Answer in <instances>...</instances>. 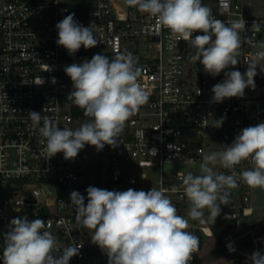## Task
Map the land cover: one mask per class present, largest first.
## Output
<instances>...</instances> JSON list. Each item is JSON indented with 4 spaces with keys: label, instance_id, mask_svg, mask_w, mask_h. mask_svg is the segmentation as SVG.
Segmentation results:
<instances>
[{
    "label": "built area",
    "instance_id": "built-area-1",
    "mask_svg": "<svg viewBox=\"0 0 264 264\" xmlns=\"http://www.w3.org/2000/svg\"><path fill=\"white\" fill-rule=\"evenodd\" d=\"M210 10L224 22L240 17L247 22V29L241 33L239 63L224 70L243 74L255 52L248 41H264V17L248 15L244 0H216ZM72 13L83 26L96 25L98 43L89 49L81 46L69 55L56 44L55 26ZM253 21L259 25V32L251 30ZM197 35L203 33L194 32L192 38ZM192 51L155 17L127 6L124 0H0V264L9 222L25 215L29 220H44L45 230L57 237L59 248L81 246L69 264L108 262L106 253L91 243L90 231L80 228L70 205L74 190L87 204L86 189L91 180L85 167L94 158L98 169L106 165L109 183L138 191L162 189L177 214L188 218L190 205L183 194L182 176L199 174L204 153L223 151L243 128L264 123V60L257 65L254 90L247 88L243 97L213 103L211 89L225 78L224 72L215 77L207 74L199 61L189 58ZM121 52L133 54L141 70L138 82L148 100L125 123L117 137L119 145H105L99 151L85 145L74 159L65 160L63 153H57L46 160V141L33 128L28 112H41L58 127L71 128L76 116L68 98L71 91L62 82V78L70 79L64 68L91 60L94 54L115 57ZM251 167L245 160L235 166V172ZM146 169L158 171L156 181L149 179ZM215 170L231 174L219 165ZM229 191V203L221 205L214 225L189 219L187 230L194 235L199 231L201 246L191 253L187 264H209L200 249L206 246L204 238H217V230L221 233L217 246L227 263L215 264H248L247 257L253 251L264 253V215L259 222L260 235L254 233L257 222L239 233L243 220L263 214L264 202L258 204V200H264V188L239 181V186ZM204 211L207 217V209ZM248 237L253 244L249 255L241 251Z\"/></svg>",
    "mask_w": 264,
    "mask_h": 264
},
{
    "label": "clouds",
    "instance_id": "clouds-1",
    "mask_svg": "<svg viewBox=\"0 0 264 264\" xmlns=\"http://www.w3.org/2000/svg\"><path fill=\"white\" fill-rule=\"evenodd\" d=\"M124 3L155 17L177 41H186L193 50L189 58L199 61L207 74L215 77L224 72L225 78L211 89V102L243 97L245 89H255L257 65L264 60V41H248L255 52L243 74L239 70L224 71L239 63L241 33L247 29L243 17L221 21L202 0H124ZM74 15L65 16L55 26L56 44L69 55H74L81 46L89 49L98 43L96 25L90 23L85 27ZM251 30L260 31L256 21ZM197 31L203 35L192 38ZM64 72L72 81L68 98L91 119L73 130L58 127L51 118L42 117L41 112L29 111L33 128L46 141V160L57 153H63L65 160L74 159L85 145L98 151L105 145L117 147V137L125 123L148 100L138 82L141 70L133 54L121 52L111 60L103 54H94L91 60L66 66ZM219 121L218 127L223 118ZM245 160L252 167L236 173L235 166ZM217 165L231 174L217 172ZM239 181L249 187L264 188V123L243 128L223 151L204 154L199 174L188 172L182 176L183 194L190 205L188 218L177 214L164 190L153 187L145 192L89 186L87 204L85 197L74 190L70 205L80 228L90 231L91 243L106 253L108 264H187L191 253L200 246L199 238L187 230L189 219L214 225L221 205L229 203V190L237 188ZM45 228L46 222L40 218L29 220L27 215L13 218L4 234L2 264H69L72 257L79 255L81 246L61 249L57 237ZM247 262L264 264V253L253 251Z\"/></svg>",
    "mask_w": 264,
    "mask_h": 264
},
{
    "label": "rangeland",
    "instance_id": "rangeland-1",
    "mask_svg": "<svg viewBox=\"0 0 264 264\" xmlns=\"http://www.w3.org/2000/svg\"><path fill=\"white\" fill-rule=\"evenodd\" d=\"M203 1H204V5H206L209 9L214 8V6L216 4V0H203ZM244 7H245L248 15H250L252 17H256V18H263L264 17V0H244ZM62 82H64V84L67 85L65 87V89L72 91V81L70 79H68L66 77L62 78ZM90 119L91 118H85L84 119V118L76 117L72 122L71 128L73 130H75L81 124L89 121ZM219 128L220 127H217L215 129L216 132L219 131ZM213 152H219V151H213ZM204 154H206V153H204ZM97 162H98V160H95V158H94V159H92V161H90V164L85 167L86 175L91 180V184L88 185V187L94 186V187L101 188V189H107L109 191H111V190L125 191V190L131 188V187L126 186V185H115V184L109 183L108 182V175L105 172L106 165L104 164L101 169H98ZM97 169L99 170V173H100V175H99L100 184L99 185H97L95 183L97 176H98ZM145 172L149 175V179L151 181H156V179L158 178V171L156 169H146ZM143 191H147V189L145 188ZM263 202H264V200H258V204L263 203ZM262 215H264V210H263V214L254 216L253 218L243 220L241 227L239 229V233H242L244 231L251 229L252 223L257 222L258 226L256 229H254V233H255V235H260L262 233V231L259 227V224H260L259 222H260V219H262ZM220 234L221 233L216 234V237H217L216 239L204 238V244H206V246H203L200 249V255L203 257H206L208 259L209 264H215L217 262L227 263L226 257L223 256L221 249L219 248V246H217L218 241H219L218 238H219ZM106 264H108V262Z\"/></svg>",
    "mask_w": 264,
    "mask_h": 264
},
{
    "label": "water",
    "instance_id": "water-1",
    "mask_svg": "<svg viewBox=\"0 0 264 264\" xmlns=\"http://www.w3.org/2000/svg\"><path fill=\"white\" fill-rule=\"evenodd\" d=\"M196 236L199 238V244L201 246V238L199 231H196ZM252 247H253L252 239L251 237H248L246 240L242 242L241 251L249 255L252 251Z\"/></svg>",
    "mask_w": 264,
    "mask_h": 264
},
{
    "label": "trees",
    "instance_id": "trees-1",
    "mask_svg": "<svg viewBox=\"0 0 264 264\" xmlns=\"http://www.w3.org/2000/svg\"><path fill=\"white\" fill-rule=\"evenodd\" d=\"M85 10H86V8H85ZM107 57H108L110 60L114 58V57L109 56V55H107ZM73 113H74V115H75L76 117H79V116H81V117H87V116L84 115V110L81 109V108H79V107H77V106H75V105H74ZM218 233H220L219 230L216 231V234H218Z\"/></svg>",
    "mask_w": 264,
    "mask_h": 264
}]
</instances>
